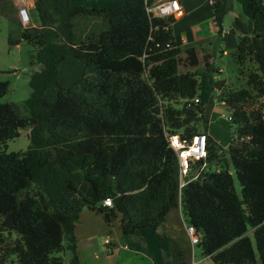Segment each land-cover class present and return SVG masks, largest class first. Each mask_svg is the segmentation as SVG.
<instances>
[{
    "label": "trees",
    "instance_id": "trees-1",
    "mask_svg": "<svg viewBox=\"0 0 264 264\" xmlns=\"http://www.w3.org/2000/svg\"><path fill=\"white\" fill-rule=\"evenodd\" d=\"M155 1L97 8L35 0L30 24H19L20 40H8L31 45L36 68L24 101L28 116L0 104V264L11 255L17 264H63L66 252L70 264H79L74 231L84 209L107 224L119 214L120 233L128 236L156 231L179 203L211 264H264V7L259 0H234L241 8L234 23L241 26L244 17L252 30L241 34L232 25L239 33L233 57L249 61L253 70L245 88L221 92L235 127L223 150L206 131L197 74L179 73L180 66L197 67L199 53L205 69L215 71L212 46L185 48L182 56L174 15L147 13ZM210 8L223 41L228 0H211ZM68 58L80 61L82 75L63 86L58 72ZM8 87L0 81V98ZM50 89L57 93L54 101L44 97ZM22 129L28 130V148L6 153ZM165 134L207 140L206 158L191 164L193 171L206 168L180 196L177 158ZM106 198L111 208L102 205ZM9 213L17 237L7 241L1 223Z\"/></svg>",
    "mask_w": 264,
    "mask_h": 264
},
{
    "label": "rangeland",
    "instance_id": "rangeland-1",
    "mask_svg": "<svg viewBox=\"0 0 264 264\" xmlns=\"http://www.w3.org/2000/svg\"><path fill=\"white\" fill-rule=\"evenodd\" d=\"M90 1L93 3L91 5H95L94 7L97 8L114 5V0ZM123 3L122 1V4ZM259 3L261 7H264V0H259ZM233 7L237 13L234 11V8H232L223 18V41L215 36L211 42V63L215 71H208L205 69V62L200 53L198 54L199 62L197 67L180 66L179 68L180 74H197L200 84L197 93L202 102L206 105V131L213 141L223 150L227 149L231 138L235 136V127L227 120L229 112L219 101L221 92L223 90H239L240 88H245L246 75L253 70V65L249 63V61L240 64L237 59L233 57L237 44L235 45L229 42V38H233L231 27L235 22V18L241 16L240 5L233 1ZM241 22V34H249L252 30L250 21L241 17ZM92 28L94 33L98 29L97 26H92ZM225 36L226 40H224ZM9 39L17 42L19 39V29L12 22H9L4 15L0 14V81L9 83L6 95L0 98V104H10L14 107L20 118H26L28 114L24 101L29 97L30 88L28 86V81L31 73L36 68L31 64L33 47L23 41L18 43V45H14L13 43H9ZM197 46L202 47L203 45ZM183 51L184 48H182V56H184ZM222 51L224 54H222ZM68 60L77 62L81 77L82 66L80 61L74 58ZM72 71L76 72V69ZM60 82L62 85L64 84L63 86L66 85L62 78ZM47 92L55 93L56 91L50 89ZM28 146V130L22 129L19 132V137L7 143V147L4 148V151L6 153H20L26 151ZM226 159L228 160L227 156ZM216 169V166L210 167L211 171H215ZM229 169L233 176L236 193L239 198H241L239 182L230 165ZM181 219L182 222L185 221L182 214ZM118 230L115 228L113 231H110V233L103 234L97 238L95 245L90 251L83 250L79 264H171L170 254H168L169 252L166 253V251L169 250L166 246L168 244H164L161 240H158V238L153 235V231L146 230L125 236L127 239L119 243L117 239ZM4 235L7 241L15 240L17 237L15 233H12L11 236L7 234ZM106 238L110 240V244L108 245L104 243V239ZM2 250L3 246H0V253ZM194 255V260L196 262L203 259L198 247L194 249ZM256 258L258 260L257 253ZM6 264H17L15 256L11 255ZM63 264H70V254L67 252L63 256Z\"/></svg>",
    "mask_w": 264,
    "mask_h": 264
},
{
    "label": "crops",
    "instance_id": "crops-1",
    "mask_svg": "<svg viewBox=\"0 0 264 264\" xmlns=\"http://www.w3.org/2000/svg\"><path fill=\"white\" fill-rule=\"evenodd\" d=\"M122 1L123 0H114V5H120L122 4ZM160 1L163 0H156L154 4H157ZM233 1L234 0H228L229 10L234 8ZM179 2L182 6V12L174 15L176 21L173 24V33L178 37L181 48L185 49L197 45L207 46L211 44L212 40L216 36V28L212 21V11L210 8L211 0H179ZM34 3L35 0H0V14L4 15L9 22H12L19 29L18 41L20 40L21 33L19 24L22 26L18 16V9L20 7L26 8L30 18L34 8ZM70 4L95 6L91 5L93 3L90 0H70ZM114 5H108L105 7ZM234 11H236L235 8ZM234 24L239 33H241L240 25L237 23ZM239 33H233V38H229V42L231 44H238ZM224 40H226V36L224 37ZM68 59L62 62L58 72V80L60 82L62 78L63 82L66 84L65 86L80 78V70L77 62ZM73 69H76V72H73ZM56 96V92L52 93L47 91L44 95V97L49 101H54ZM119 222V214H116L113 221L110 224H107L103 221L99 214L84 209L80 214V219L76 224L74 231L77 241L78 259H81L83 250H91V248L95 245L97 238L103 234L110 233V231H113L115 228L118 230ZM153 233V235H155L158 240H161L162 243L168 244L166 246L169 250L166 251V253L169 252L168 254H170L171 264H187L190 262V257L188 256L189 243L181 219V211L178 206L171 207L164 224L156 231H153ZM117 239L119 240V243H122L127 239L125 236L121 235L120 229L117 233ZM105 240L109 239L106 238L104 241Z\"/></svg>",
    "mask_w": 264,
    "mask_h": 264
},
{
    "label": "built area",
    "instance_id": "built-area-1",
    "mask_svg": "<svg viewBox=\"0 0 264 264\" xmlns=\"http://www.w3.org/2000/svg\"><path fill=\"white\" fill-rule=\"evenodd\" d=\"M182 12V6L179 0H163L157 4L147 7V13L152 17H166L175 15ZM18 16L22 26H27L30 23L29 14L26 8L20 7L18 9ZM194 103H198V99L195 98ZM227 120L230 122L231 117ZM168 148H170L177 158V178H178V191L180 196L181 189L191 180H195L199 177L201 172L206 168V164H202L201 167L195 171L192 170L191 164L195 161L204 160L207 156V140L205 135H197L190 141L181 140L178 135L165 134ZM102 205L105 207H112L110 198H106ZM180 208V203H179ZM184 230L189 243V257L190 262L188 264H211L210 256H203V259L196 262L194 260V249L200 242L201 235L196 231L193 226L187 225L183 222ZM104 243L108 245L109 240H105Z\"/></svg>",
    "mask_w": 264,
    "mask_h": 264
},
{
    "label": "water",
    "instance_id": "water-1",
    "mask_svg": "<svg viewBox=\"0 0 264 264\" xmlns=\"http://www.w3.org/2000/svg\"><path fill=\"white\" fill-rule=\"evenodd\" d=\"M13 223L14 220L12 213L7 214L1 223V226L8 231V236H11Z\"/></svg>",
    "mask_w": 264,
    "mask_h": 264
}]
</instances>
